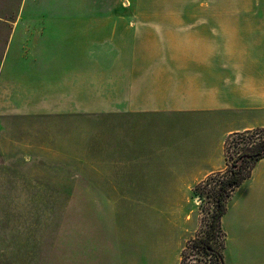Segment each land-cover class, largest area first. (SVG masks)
Masks as SVG:
<instances>
[{
	"label": "crops",
	"instance_id": "obj_1",
	"mask_svg": "<svg viewBox=\"0 0 264 264\" xmlns=\"http://www.w3.org/2000/svg\"><path fill=\"white\" fill-rule=\"evenodd\" d=\"M29 7L35 6L23 2L0 10L15 13L12 19L0 16V25L10 29L0 58V184H142L149 165L150 174L172 184H198L221 169L231 133L264 127V0H191L134 10L143 21L129 25L131 37L124 36L141 42L142 52L129 59L126 96L107 101L108 111L95 115L76 111L83 87L71 72L52 81L56 105L40 104V111L25 113L10 101L27 71L39 70L34 61H42L25 65V54L13 52L31 28L23 21ZM40 24L37 34L43 36L49 24ZM119 33L114 35L122 37ZM156 112L168 119L154 153L147 145L150 118L144 115ZM111 118L110 150L105 131ZM260 166L264 169V158ZM78 201L71 204L97 206L95 219L104 230L99 240H82L71 249L65 244L70 256L59 261L30 262L39 256L33 234L27 248L22 230H0V264H181L182 232L170 235L166 211L153 208L152 201L143 199L140 208L128 196ZM8 215L23 213L15 207L3 217ZM135 215L149 225L136 240L129 234ZM263 216L256 217L257 226ZM258 230L254 236L243 231L226 264H264ZM252 239L258 249L249 252ZM25 253L32 259L25 260Z\"/></svg>",
	"mask_w": 264,
	"mask_h": 264
},
{
	"label": "rangeland",
	"instance_id": "obj_2",
	"mask_svg": "<svg viewBox=\"0 0 264 264\" xmlns=\"http://www.w3.org/2000/svg\"><path fill=\"white\" fill-rule=\"evenodd\" d=\"M23 2L28 6H35L33 9L29 7L24 13L23 21L31 28L25 31L20 39L23 41L22 45H16L17 49L13 52L25 54V65L30 66L35 58L42 61H34V64L38 63L39 70L34 74L27 71L10 101L22 107L25 113L40 111L37 108L40 104L56 105L59 95L55 94L52 81L60 76L64 78V75L71 72L72 76H80V85L83 87L82 107L76 111L95 115L108 111L107 101L126 96L123 90L128 84L132 63L129 59L133 52H142L141 42L134 39L131 42L124 36L127 34L131 37L128 35L132 30L129 25L143 21V14L133 11H142L148 6L190 4L191 0H0V10L16 8ZM49 5L50 8L45 7ZM0 16L12 19L15 13L0 11ZM44 21L49 25L45 34L39 36L37 31ZM116 29L122 37L114 35ZM9 31L7 26L0 25V58ZM55 65L64 66L62 70L55 71ZM12 79L17 81L20 78ZM144 116L150 118L147 126L150 140L147 145L153 147L155 153L160 149L159 134L162 135L161 128L165 125L163 122L168 118L160 112ZM108 122L105 143H108L111 150L112 118ZM222 163L219 171L226 169L225 145ZM150 171L149 165L147 178L142 184H0V230H22L27 248H31L30 235L33 234L34 244L36 239L39 242L38 252L34 249V254L39 256L32 259L31 253H25V260L32 259L30 262H33L37 259L45 263L50 258L59 261L70 256V252L65 251V244L71 249L82 240H99L104 231L100 219L96 220L97 215H94L97 206L76 205L71 202H79L83 198L94 200L128 196L136 200V208L143 207L137 203L147 199L153 202V208L166 211L167 217L164 218L167 230L173 236L182 232L186 245L193 237L207 233L216 206V178L211 181L213 185L202 188L200 195L194 192L197 184H172L163 180L161 175L159 177L157 172L152 171L150 174ZM261 184H264V169L256 165L251 177L228 199L227 213L222 221V229L226 235V249L223 252L225 264L226 261H231L237 243H241L243 231L247 230L254 236L259 229L257 237L261 239L263 232L264 240V216L259 219V225H256V217L264 215V187ZM159 197L164 199H157ZM16 200L18 204H10ZM155 201L161 203L156 204ZM15 207L18 208V213H23L22 217H3L13 213ZM131 225L129 234L134 240L139 239L149 226L148 222L142 224L137 215ZM213 241L219 247L223 242L221 234L215 236ZM256 243V239H252L249 252L258 249ZM185 247L181 264H217L214 256L203 255L201 251Z\"/></svg>",
	"mask_w": 264,
	"mask_h": 264
},
{
	"label": "trees",
	"instance_id": "obj_3",
	"mask_svg": "<svg viewBox=\"0 0 264 264\" xmlns=\"http://www.w3.org/2000/svg\"><path fill=\"white\" fill-rule=\"evenodd\" d=\"M225 155L226 169L212 173L194 188V192L201 195L202 188L213 185L211 184L213 179L217 180V184H214L217 188L216 206L210 228L207 233L192 238L185 247L188 250L198 248L203 255L214 256L217 259V264L224 262L223 250L226 235L222 229V218L227 211L228 199L246 179L251 177L257 163L264 158V127L231 133L225 141ZM218 234H221L223 239L219 247L213 241ZM182 254L185 256L184 250Z\"/></svg>",
	"mask_w": 264,
	"mask_h": 264
},
{
	"label": "built area",
	"instance_id": "obj_4",
	"mask_svg": "<svg viewBox=\"0 0 264 264\" xmlns=\"http://www.w3.org/2000/svg\"><path fill=\"white\" fill-rule=\"evenodd\" d=\"M196 250H197V251H201V250H200V249H198V248H197Z\"/></svg>",
	"mask_w": 264,
	"mask_h": 264
},
{
	"label": "water",
	"instance_id": "obj_5",
	"mask_svg": "<svg viewBox=\"0 0 264 264\" xmlns=\"http://www.w3.org/2000/svg\"><path fill=\"white\" fill-rule=\"evenodd\" d=\"M222 264H225L224 262H222Z\"/></svg>",
	"mask_w": 264,
	"mask_h": 264
}]
</instances>
